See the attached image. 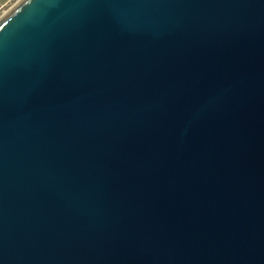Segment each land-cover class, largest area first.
Here are the masks:
<instances>
[{"label":"water","instance_id":"1","mask_svg":"<svg viewBox=\"0 0 264 264\" xmlns=\"http://www.w3.org/2000/svg\"><path fill=\"white\" fill-rule=\"evenodd\" d=\"M0 264H264V0L4 13Z\"/></svg>","mask_w":264,"mask_h":264},{"label":"built area","instance_id":"2","mask_svg":"<svg viewBox=\"0 0 264 264\" xmlns=\"http://www.w3.org/2000/svg\"><path fill=\"white\" fill-rule=\"evenodd\" d=\"M16 3L13 0H0V17Z\"/></svg>","mask_w":264,"mask_h":264},{"label":"rangeland","instance_id":"3","mask_svg":"<svg viewBox=\"0 0 264 264\" xmlns=\"http://www.w3.org/2000/svg\"><path fill=\"white\" fill-rule=\"evenodd\" d=\"M18 1H19V0H13V3H14V2L16 3V2H18Z\"/></svg>","mask_w":264,"mask_h":264}]
</instances>
